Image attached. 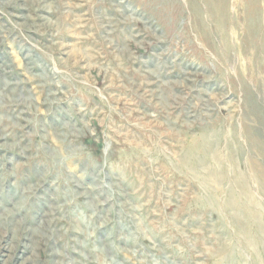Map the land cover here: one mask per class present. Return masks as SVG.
Wrapping results in <instances>:
<instances>
[{
	"label": "rangeland",
	"instance_id": "rangeland-1",
	"mask_svg": "<svg viewBox=\"0 0 264 264\" xmlns=\"http://www.w3.org/2000/svg\"><path fill=\"white\" fill-rule=\"evenodd\" d=\"M263 36L264 0H0V264H264Z\"/></svg>",
	"mask_w": 264,
	"mask_h": 264
},
{
	"label": "bare ground",
	"instance_id": "bare-ground-1",
	"mask_svg": "<svg viewBox=\"0 0 264 264\" xmlns=\"http://www.w3.org/2000/svg\"><path fill=\"white\" fill-rule=\"evenodd\" d=\"M253 20H254V22H256V20H258V16L255 18V17H253ZM250 23H251V20H250ZM262 27V26H261ZM261 27H259V26H257V25H255V23H254V26L251 24V30H250V25H249V31L251 32V35L254 37V36H256L255 35V30L254 29H256L257 31H262V29H261ZM254 33H253V32ZM256 34H258V33H256ZM260 42H263L264 43V36H263V39L260 41ZM226 50V49H225ZM207 145L202 141L201 142V145H199V146H196V147H193L192 149H191V152H194V154H196V153H200V152H205V147H206ZM262 148L264 149V147H263V144L261 143V142H258V147H256L255 149H257V153L259 154L258 155V157H259V159L257 160L256 159V161H255V174H254V176H253V181H256L257 183H258V185L259 186H261L262 185V181L264 182V151H262ZM191 157H192V154L191 153H189L188 154V160H189V162H190V159H191ZM256 158V157H255ZM189 162H188V164H189ZM248 190L247 189H245L244 190V194H246V192H247ZM260 191V190H259ZM251 202V201H250ZM254 202V201H253ZM212 203H214L215 204V202H212ZM216 206H215V208H219V204H215ZM231 206H229V208H230ZM250 207V206H249ZM235 208V207H234ZM238 208V207H237ZM236 210V209H235ZM238 211V210H237ZM243 211V210H242ZM252 211V210H251ZM249 215V214H248ZM254 229V228H253ZM1 238V237H0ZM4 239V238H3Z\"/></svg>",
	"mask_w": 264,
	"mask_h": 264
}]
</instances>
